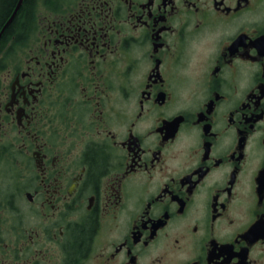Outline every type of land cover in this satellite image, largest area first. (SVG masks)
<instances>
[{
    "label": "flooded vegetation",
    "instance_id": "af4514ba",
    "mask_svg": "<svg viewBox=\"0 0 264 264\" xmlns=\"http://www.w3.org/2000/svg\"><path fill=\"white\" fill-rule=\"evenodd\" d=\"M3 2L0 264H264V0Z\"/></svg>",
    "mask_w": 264,
    "mask_h": 264
},
{
    "label": "rangeland",
    "instance_id": "374dc122",
    "mask_svg": "<svg viewBox=\"0 0 264 264\" xmlns=\"http://www.w3.org/2000/svg\"><path fill=\"white\" fill-rule=\"evenodd\" d=\"M44 3H42V7L44 8ZM12 169L9 171V172H4V173H1L0 172V194L1 195H7L8 193V190L9 189V186H14V181L11 180V175H12ZM3 177H6V178H3Z\"/></svg>",
    "mask_w": 264,
    "mask_h": 264
},
{
    "label": "trees",
    "instance_id": "16d2710c",
    "mask_svg": "<svg viewBox=\"0 0 264 264\" xmlns=\"http://www.w3.org/2000/svg\"><path fill=\"white\" fill-rule=\"evenodd\" d=\"M27 1V0H25ZM15 0H4L3 2V6H2V11H1V16L3 15V17L6 15L4 12L8 9H10V7H12V5L14 4ZM2 20H0L1 23ZM13 26V23L11 24L10 27Z\"/></svg>",
    "mask_w": 264,
    "mask_h": 264
},
{
    "label": "water",
    "instance_id": "95a60500",
    "mask_svg": "<svg viewBox=\"0 0 264 264\" xmlns=\"http://www.w3.org/2000/svg\"><path fill=\"white\" fill-rule=\"evenodd\" d=\"M9 22H10V21H8V22L6 23V25L4 26V29L7 27V25L9 24ZM4 29L1 31V33H0V37H1V35H2L3 31H4Z\"/></svg>",
    "mask_w": 264,
    "mask_h": 264
}]
</instances>
